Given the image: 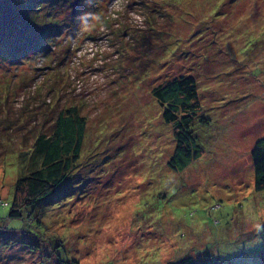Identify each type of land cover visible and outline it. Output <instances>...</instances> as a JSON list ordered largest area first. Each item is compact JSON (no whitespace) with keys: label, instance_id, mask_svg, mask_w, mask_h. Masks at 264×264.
Listing matches in <instances>:
<instances>
[{"label":"rangeland","instance_id":"obj_1","mask_svg":"<svg viewBox=\"0 0 264 264\" xmlns=\"http://www.w3.org/2000/svg\"><path fill=\"white\" fill-rule=\"evenodd\" d=\"M42 2L0 0V264H264L251 159L264 138V0ZM183 75L198 83L204 155L174 171L152 90ZM74 108L83 170L31 221L10 218L38 137Z\"/></svg>","mask_w":264,"mask_h":264},{"label":"trees","instance_id":"obj_2","mask_svg":"<svg viewBox=\"0 0 264 264\" xmlns=\"http://www.w3.org/2000/svg\"><path fill=\"white\" fill-rule=\"evenodd\" d=\"M34 1L36 8L50 7V4L45 6L43 0ZM75 15L73 18L76 22L80 17ZM152 96L161 108L163 123L172 128L174 146L171 155L168 152V167L174 171L184 170L204 155L198 143L199 138L192 128L201 111L198 83L194 77L183 75L155 87ZM200 122L206 124L208 120L202 119ZM86 129L85 118L74 108L60 115L52 135L38 137L32 155L39 159V165L29 175L17 179L10 205V218H23L25 212L27 220L31 221L30 217L35 210L31 211L32 208L60 191L63 186L72 187L76 172L83 170L82 162L86 161L84 153L89 148L86 143ZM251 159L255 172L254 189L256 192H264V138L255 142ZM33 164L36 165L35 162ZM3 205L9 207L8 203ZM40 218H36L39 225ZM169 264L196 263L193 258L184 257Z\"/></svg>","mask_w":264,"mask_h":264},{"label":"water","instance_id":"obj_3","mask_svg":"<svg viewBox=\"0 0 264 264\" xmlns=\"http://www.w3.org/2000/svg\"><path fill=\"white\" fill-rule=\"evenodd\" d=\"M70 6L72 7V14H76L77 13V8H78V1H74L70 4Z\"/></svg>","mask_w":264,"mask_h":264}]
</instances>
